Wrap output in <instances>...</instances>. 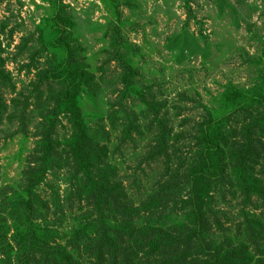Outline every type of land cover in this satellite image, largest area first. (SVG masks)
<instances>
[{"label": "rangeland", "instance_id": "obj_1", "mask_svg": "<svg viewBox=\"0 0 264 264\" xmlns=\"http://www.w3.org/2000/svg\"><path fill=\"white\" fill-rule=\"evenodd\" d=\"M0 264H264V0H0Z\"/></svg>", "mask_w": 264, "mask_h": 264}]
</instances>
